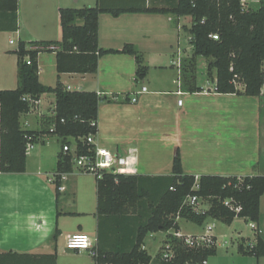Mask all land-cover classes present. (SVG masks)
I'll return each instance as SVG.
<instances>
[{"label":"crops","instance_id":"1","mask_svg":"<svg viewBox=\"0 0 264 264\" xmlns=\"http://www.w3.org/2000/svg\"><path fill=\"white\" fill-rule=\"evenodd\" d=\"M108 1L114 6L132 3ZM175 1L146 0V4L170 6ZM96 2L19 0V29L0 31V89L18 86L16 51L20 41H60V9L94 6ZM21 5L32 12L33 19L21 21ZM183 18L192 23L187 16L170 14L123 13L115 17L102 13L100 46L120 49L126 43L134 44L148 65L144 74L138 71L134 56L122 53L103 55L94 73L59 74L53 51L38 55L39 80L52 87L60 80L69 90L96 91L102 96L96 144L126 160L123 174L170 175L179 149L184 172L197 178L203 174L264 175V88L259 96L219 93L211 79L210 83L198 85L202 91L184 89L182 62L193 57L194 49L191 44L181 49L179 31L190 26ZM174 23L177 34L171 32ZM175 43L177 52L170 57L169 46ZM163 46L168 50H163ZM55 104L54 93L43 94L32 111L21 115L22 128L40 130L41 118L53 116ZM50 135L34 136V151L27 155L25 172H0V264H54V255L56 264H97L89 251L68 248L67 239L73 233L84 232L97 244L98 179L85 177L74 166L69 172L58 173L62 142L59 147L54 139H49ZM260 209L256 225L264 239V194ZM181 219L178 232L182 233ZM249 224L253 228V223ZM101 233L102 246L108 250L106 222ZM242 238L246 239L241 236L239 242ZM228 255L219 256L211 264H264V257L242 254L238 246Z\"/></svg>","mask_w":264,"mask_h":264},{"label":"trees","instance_id":"2","mask_svg":"<svg viewBox=\"0 0 264 264\" xmlns=\"http://www.w3.org/2000/svg\"><path fill=\"white\" fill-rule=\"evenodd\" d=\"M127 6H114L108 0H97L94 6L60 9L62 39L20 41L18 86L0 89V172L23 173L27 168V135H56L62 148L74 138L78 155L90 154L94 145L87 136L98 133V110L102 99L96 91L69 90L59 80L47 86L39 80L38 55L55 51L58 73H94L106 54L134 56L142 74L148 65L132 43L120 49L99 44V19L102 13H159L190 16V43L195 56L208 58L207 73L214 72L215 91L259 96L264 88V0L257 7L245 8L241 0H176L170 6L147 5L146 0H132ZM19 0H0V31H17ZM212 35H217L215 39ZM28 45L32 46L31 48ZM55 45L56 49L50 46ZM27 57L30 63L27 62ZM197 61L193 56L182 62V87L202 91L196 82ZM242 84L243 90L239 89ZM56 96L55 113L42 117L38 131L23 129L22 114L32 111L43 94ZM53 129V131H51ZM74 154H59L57 172H69ZM59 175L56 177L58 182ZM198 189H193L195 184ZM264 194V175L223 176L203 174L198 178L184 172L179 149L170 175L147 176L105 172L98 179L97 264H199L217 252L216 236L212 243L190 246L185 237L168 234L154 258L143 248L149 233L179 231V218L203 224L209 217L231 224L236 217L252 223L260 220V203ZM189 195L208 200L207 210L198 211L184 203ZM230 200V205L225 204ZM239 207V210H236ZM108 224V250L102 246L103 224ZM255 241L242 238L238 251L264 257V239L256 225ZM54 239L57 234H54ZM174 250L170 259L163 258L165 244ZM53 263L56 264L55 255Z\"/></svg>","mask_w":264,"mask_h":264},{"label":"rangeland","instance_id":"3","mask_svg":"<svg viewBox=\"0 0 264 264\" xmlns=\"http://www.w3.org/2000/svg\"><path fill=\"white\" fill-rule=\"evenodd\" d=\"M261 0H249L250 6L251 7H257L260 5ZM165 15V14H164ZM188 18H191L190 16H187ZM33 19L34 17L32 16V12L31 11H27V9L25 8V6L21 5V13H20V19L21 21H30V19ZM182 21L184 23H187L188 25H191V23H188L185 18L182 19ZM174 25V27H173ZM172 25V31L173 33H178L177 31V27L175 25V23ZM174 30V31H173ZM179 34L181 35V49H185V48H189L190 46V41H188L190 35V32L184 28H182L179 31ZM14 39L16 38V35L13 34L12 35ZM17 45V42L15 43L14 47ZM177 47L178 45L175 43L174 46H169V50L168 48H166L165 46L162 47L163 50H168V51H172V54L169 55L170 57L175 56V54H173L174 52H177ZM46 52H50V51H46ZM53 52V51H51ZM195 53L194 51L192 52V56H194ZM197 57V56H196ZM187 59V58H186ZM184 59V60H186ZM199 61L197 63V72H196V82L197 85H203L205 82H209L211 81L214 72L212 71V75L209 76L207 73V62H208V58L204 57V56H198L197 58ZM196 59V61H197ZM181 60V57H180ZM183 60V61H184ZM178 69L175 68L174 72H175V77L179 79L178 77ZM182 77V74H181ZM243 85L240 84L239 85V89L243 90ZM49 106V105H48ZM48 111V109H47ZM49 139H54L56 141V144L61 147V138L56 136V135H50ZM72 147L75 146V140L74 138H69ZM34 151V149L30 152V154H32ZM81 174H85L84 176L86 177H91V178H96L97 177L92 174V173H87V172H83L81 171L77 166H74ZM211 203L208 200H201L200 205H198L197 210L198 211H204L207 210L210 207ZM181 223V228H182V233H188L191 235H196V236H201L205 233L207 234H211L217 237V254L216 255H211L210 257H208L207 261L208 264H211V262L218 260L219 256H229V253L235 252L237 251V246L239 244V237L244 236L246 237V239L253 241L255 239V231L253 228H251L250 224L248 221H245L244 218L241 217H236L235 220L233 221V223L231 224H226L221 220L215 219L211 216H209L203 224H197L194 223L192 221L186 220V219H181L180 220ZM212 227V229H210L209 227ZM175 230L174 229H170L168 231H158V232H154V233H149L147 234L145 240H144V248L147 249L148 253L150 255H152L153 257L157 256V254L159 253V250L161 248V246L165 243L168 234L170 233H174ZM181 233V232H180ZM185 235V234H184ZM153 264H157V262H154Z\"/></svg>","mask_w":264,"mask_h":264},{"label":"built area","instance_id":"4","mask_svg":"<svg viewBox=\"0 0 264 264\" xmlns=\"http://www.w3.org/2000/svg\"><path fill=\"white\" fill-rule=\"evenodd\" d=\"M241 3L245 8L250 6L249 0H241ZM213 38L217 39V35H212ZM11 43H14V40H11ZM51 49H56L55 45L50 46ZM27 62L30 63V59L27 57ZM143 90H147V87H143ZM134 101L137 100L136 97L133 98ZM183 100L180 99L179 103L182 104ZM53 131V129H51ZM26 143V154L34 148V139L33 135H27ZM87 141L90 144L94 145V150L90 154L78 155L76 153V144L74 147L70 144L63 146V151H68L74 154L73 163L74 166H77L81 171L94 174L97 179H102L105 172L111 173H125L126 171V160L120 159L114 152L104 146H99L96 144V135L91 134L87 136ZM199 185L196 183L193 189H198ZM202 198L197 195H189L185 199L184 203L194 206L196 209L200 205ZM225 204L230 205V200H226ZM232 205V204H231ZM236 210H239V207H236ZM253 228H256L255 223L252 224ZM212 229V227H209ZM177 237H185V242L190 246H203L206 243H212L211 234H203L201 236L196 235H184L180 232L173 233ZM67 247L75 250H85L92 253V255L97 254V244L94 243V239L84 232H77L71 234L67 239ZM174 255V250L172 249L169 243L165 244V249L163 251V258L170 259ZM199 264H208L207 259L202 260Z\"/></svg>","mask_w":264,"mask_h":264}]
</instances>
